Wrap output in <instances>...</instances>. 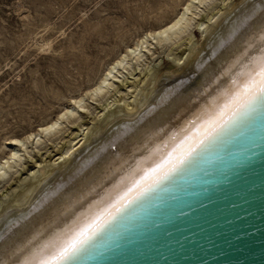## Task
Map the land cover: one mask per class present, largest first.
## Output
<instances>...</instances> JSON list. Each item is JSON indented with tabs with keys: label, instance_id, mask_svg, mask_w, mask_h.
I'll use <instances>...</instances> for the list:
<instances>
[{
	"label": "bare ground",
	"instance_id": "obj_1",
	"mask_svg": "<svg viewBox=\"0 0 264 264\" xmlns=\"http://www.w3.org/2000/svg\"><path fill=\"white\" fill-rule=\"evenodd\" d=\"M225 1L185 0L169 21L121 52L85 95L72 97L25 137L6 139L0 185L11 182L27 155L57 138L66 123L91 112V101H115L121 94L116 106L108 102L96 121L78 124L49 162L38 165L37 158L27 169L31 174L0 197V264L50 255L75 232L94 228L193 159L258 97L249 99L245 87L259 79L264 0ZM196 30L203 41L190 40L175 65L136 77L145 57L171 52ZM127 73L137 79L123 80ZM177 74L182 81H174Z\"/></svg>",
	"mask_w": 264,
	"mask_h": 264
},
{
	"label": "water",
	"instance_id": "obj_2",
	"mask_svg": "<svg viewBox=\"0 0 264 264\" xmlns=\"http://www.w3.org/2000/svg\"><path fill=\"white\" fill-rule=\"evenodd\" d=\"M231 118L64 264H264V94Z\"/></svg>",
	"mask_w": 264,
	"mask_h": 264
},
{
	"label": "rangeland",
	"instance_id": "obj_3",
	"mask_svg": "<svg viewBox=\"0 0 264 264\" xmlns=\"http://www.w3.org/2000/svg\"><path fill=\"white\" fill-rule=\"evenodd\" d=\"M184 1L0 0V159L7 138L25 137L37 130L42 122L57 115L72 97L85 95L121 52L133 46L146 32L169 21ZM221 2L219 5L224 6ZM200 34L193 31L182 42L184 45L171 52H161L154 59L151 55L145 57L143 62L150 66L142 62L145 69L136 77L143 76L147 69L148 72L159 70V74L175 65L176 56L190 40L195 39L201 44L203 37ZM136 69L138 72L140 68ZM178 76L173 77L175 82L183 80ZM132 77L135 76L127 73L122 79H137ZM114 99L108 96L101 101H91L93 113L84 111L78 122L65 124L54 142H46L47 145L35 149L32 156L27 155L15 178L0 185V197L15 188L18 180L31 174L27 169L37 158L38 165L41 160L49 162L77 130L78 124L96 121L94 117L100 114L97 111ZM116 100L111 104L116 106ZM118 145L111 144L110 148L115 151Z\"/></svg>",
	"mask_w": 264,
	"mask_h": 264
},
{
	"label": "snow or ice",
	"instance_id": "obj_4",
	"mask_svg": "<svg viewBox=\"0 0 264 264\" xmlns=\"http://www.w3.org/2000/svg\"><path fill=\"white\" fill-rule=\"evenodd\" d=\"M260 61L258 72L259 79L252 80V82L245 87V93L249 99H254L257 95L264 94V55L260 57ZM14 143L18 142L14 141ZM90 230L91 225L86 226L68 237V239L61 243L50 255L43 256L39 253H34L25 258L21 264H64L67 259L87 242Z\"/></svg>",
	"mask_w": 264,
	"mask_h": 264
}]
</instances>
